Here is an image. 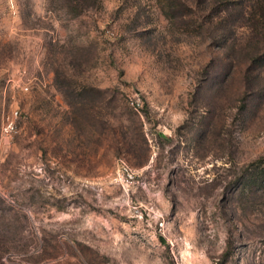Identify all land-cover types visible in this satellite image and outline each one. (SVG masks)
Wrapping results in <instances>:
<instances>
[{
	"label": "rangeland",
	"instance_id": "rangeland-1",
	"mask_svg": "<svg viewBox=\"0 0 264 264\" xmlns=\"http://www.w3.org/2000/svg\"><path fill=\"white\" fill-rule=\"evenodd\" d=\"M226 3L0 0V264H264V0Z\"/></svg>",
	"mask_w": 264,
	"mask_h": 264
},
{
	"label": "built area",
	"instance_id": "built-area-1",
	"mask_svg": "<svg viewBox=\"0 0 264 264\" xmlns=\"http://www.w3.org/2000/svg\"><path fill=\"white\" fill-rule=\"evenodd\" d=\"M22 89L27 90L28 87L26 85L21 86ZM18 110L12 109L10 113L3 115L2 125H1V134L4 136H9L12 132H14L16 123L15 120L17 118Z\"/></svg>",
	"mask_w": 264,
	"mask_h": 264
},
{
	"label": "trees",
	"instance_id": "trees-1",
	"mask_svg": "<svg viewBox=\"0 0 264 264\" xmlns=\"http://www.w3.org/2000/svg\"><path fill=\"white\" fill-rule=\"evenodd\" d=\"M229 0H221V4L226 5ZM254 169L258 170L254 174H259L264 178V157L259 158L255 164H254Z\"/></svg>",
	"mask_w": 264,
	"mask_h": 264
}]
</instances>
